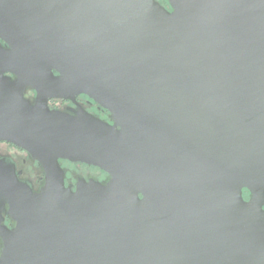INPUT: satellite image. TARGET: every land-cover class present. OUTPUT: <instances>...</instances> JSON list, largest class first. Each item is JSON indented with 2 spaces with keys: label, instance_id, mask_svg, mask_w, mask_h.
I'll list each match as a JSON object with an SVG mask.
<instances>
[{
  "label": "water",
  "instance_id": "water-1",
  "mask_svg": "<svg viewBox=\"0 0 264 264\" xmlns=\"http://www.w3.org/2000/svg\"><path fill=\"white\" fill-rule=\"evenodd\" d=\"M166 1L0 0L22 78L49 82L0 134L46 170L6 190L0 264H264V0ZM79 93L115 124L47 108ZM60 159L111 179L73 190Z\"/></svg>",
  "mask_w": 264,
  "mask_h": 264
},
{
  "label": "flooded vegetation",
  "instance_id": "flooded-vegetation-1",
  "mask_svg": "<svg viewBox=\"0 0 264 264\" xmlns=\"http://www.w3.org/2000/svg\"><path fill=\"white\" fill-rule=\"evenodd\" d=\"M159 1L171 10L167 1ZM7 18L9 25L15 26L16 17L8 16ZM11 51H13L11 43L0 34V134L5 126L18 125L21 127L23 123L26 124L27 112L32 110L29 108H33L35 111L40 107L39 105L42 107L43 104L38 86L40 88L44 86L46 90L49 83L46 66L44 71H40L41 78L38 81H35L34 84L31 83V80L29 83L26 82L22 75L23 72L30 74L26 72L29 59L21 55L16 56ZM60 74L55 69L51 72L53 77H58ZM46 105L50 111L70 116L84 113L110 125L115 124L113 112L87 93H79L72 97L52 96L46 100ZM118 128H120L119 125ZM17 130L19 131V129ZM59 162L65 173V184L73 190L76 189L80 179H93L103 184L111 179L109 172L95 165L68 159H60ZM16 180L30 186L33 191H39L45 184L46 170L30 150L13 141L0 138V227L8 229L15 227L16 222L10 212L11 206L6 196V190L12 189ZM252 195L248 188H243V197L246 201L250 200ZM140 196L142 197V195ZM261 208L264 211V199ZM2 247L3 241L0 235V255Z\"/></svg>",
  "mask_w": 264,
  "mask_h": 264
},
{
  "label": "trees",
  "instance_id": "trees-1",
  "mask_svg": "<svg viewBox=\"0 0 264 264\" xmlns=\"http://www.w3.org/2000/svg\"><path fill=\"white\" fill-rule=\"evenodd\" d=\"M164 2H166V0H163Z\"/></svg>",
  "mask_w": 264,
  "mask_h": 264
},
{
  "label": "rangeland",
  "instance_id": "rangeland-1",
  "mask_svg": "<svg viewBox=\"0 0 264 264\" xmlns=\"http://www.w3.org/2000/svg\"><path fill=\"white\" fill-rule=\"evenodd\" d=\"M82 170V168H80Z\"/></svg>",
  "mask_w": 264,
  "mask_h": 264
}]
</instances>
